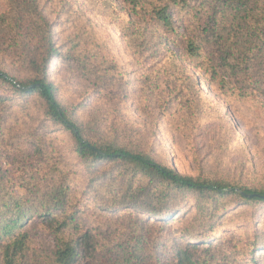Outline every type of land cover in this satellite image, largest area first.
<instances>
[{"label":"trees","instance_id":"1","mask_svg":"<svg viewBox=\"0 0 264 264\" xmlns=\"http://www.w3.org/2000/svg\"><path fill=\"white\" fill-rule=\"evenodd\" d=\"M6 1L0 14V57L3 61L4 55H13L29 77L18 79L0 67V86L12 93L0 101L38 99L46 118L70 133L74 155L90 178L77 196L56 165L46 163L45 180L31 178L36 171L22 168L20 194L9 189L0 166V264H264L263 236L256 220L252 228L226 230L227 237L213 238L214 222L225 210L224 199L234 205H264V186H250L239 178H214L202 170L194 177L182 175L156 160L131 135L99 132L73 118L47 77L49 64L59 55L55 23L41 0ZM105 1L109 6L115 2ZM117 1L134 21L129 35V29L122 32L138 63L153 45L179 47V56L166 50L157 59V64L169 65L177 73L169 79V94L176 101L189 100L196 85L180 66L184 59L222 94L241 100L254 94L264 98V0ZM150 28L156 33L149 34ZM66 59L98 90L111 97L120 94L118 103L124 98L123 83L107 81L111 76L105 69ZM145 77L138 80L139 90L161 99L162 84L158 87ZM37 141L41 143V138ZM37 148L42 157L44 150L40 144ZM115 170L118 175L106 179ZM27 173L30 176L24 178ZM189 194L196 197L198 213L182 229L172 231L173 205L178 196ZM86 207L89 214L84 215ZM34 226L51 238L49 252L34 247L30 232ZM237 230H242V239Z\"/></svg>","mask_w":264,"mask_h":264},{"label":"rangeland","instance_id":"2","mask_svg":"<svg viewBox=\"0 0 264 264\" xmlns=\"http://www.w3.org/2000/svg\"><path fill=\"white\" fill-rule=\"evenodd\" d=\"M120 4L117 0L112 6L105 0H41L45 14L55 23L54 40L59 55L49 64L47 77L57 90L59 102L73 118L99 132L116 130V134L142 141L156 160L170 164L182 175L194 177L202 170L204 175L214 178H239L250 186L263 187L264 98L254 94L252 99L241 100L222 94L205 73L184 59L180 66L196 85L189 100L176 101L174 94H169V79H175L177 73L169 70V65L157 64V59L166 50L179 56V47L153 45L138 63L123 35L124 30L129 29L128 35L131 33L134 21ZM6 6L7 1L0 0V14ZM151 31L156 33L150 28L149 34ZM7 56L4 55L3 61L0 57L2 70L18 79H27L28 70L10 57L13 55ZM67 57L95 65L102 72L105 69L111 76L105 79L112 84L121 81L124 85L121 102H117L120 94L107 96L91 80L75 72ZM144 66L150 68L144 70ZM145 74L158 87L162 84L164 92L158 96L161 99L154 97V92L148 95L139 90L138 80L146 78ZM159 75L162 83L155 79ZM175 85L181 87L179 81ZM7 95L12 93L0 86V98ZM37 100L16 97L0 101V166L5 180L10 190L22 194L18 185L22 168L36 171L31 178L45 180L49 163L60 168L78 196L84 192L90 176L84 163L74 155L70 133L47 119ZM39 138L41 143L37 141ZM39 144L44 150L42 157ZM117 175V170L110 171L106 179L113 180ZM29 176L27 173L24 178ZM176 200L172 231L182 229L198 213L195 196H178ZM224 201V213L219 212L222 217L214 222L213 238L227 237L226 230L252 228L251 222L256 220L261 226L263 243L264 205H234L228 199ZM84 210V215L89 214L87 207ZM30 232L34 247L49 252L52 247L49 235L36 226ZM241 232L237 230L236 236L242 239Z\"/></svg>","mask_w":264,"mask_h":264}]
</instances>
